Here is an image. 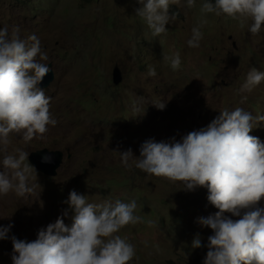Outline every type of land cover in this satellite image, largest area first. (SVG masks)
I'll use <instances>...</instances> for the list:
<instances>
[{
    "label": "rangeland",
    "instance_id": "374dc122",
    "mask_svg": "<svg viewBox=\"0 0 264 264\" xmlns=\"http://www.w3.org/2000/svg\"><path fill=\"white\" fill-rule=\"evenodd\" d=\"M200 3L191 10L172 5L175 22L166 35L153 37L135 15L136 0H0V27H19L22 39L35 34L41 40L46 63L55 72L45 92L58 121L27 144L22 133L13 134L8 150L20 147L31 154L47 148L65 154L55 178L28 160L37 177L35 190L24 197H0V226L14 225L9 239L0 240V264H12L11 236L34 241L41 228L69 210L64 202L72 190L92 203L136 200L142 222L120 233L136 246L133 264H203L214 233L196 221L218 211L207 200L208 190L187 191L182 182L135 167L129 171L118 153L130 148L139 157L148 139L180 140L206 127L225 108L264 115V82L250 93L240 92L252 68L264 71V31L253 36L237 20L205 16ZM204 19L201 46L190 48L191 29ZM173 52L181 55L178 71L164 60ZM116 66L124 78L118 86L113 82ZM150 66L156 77L147 75ZM158 101L167 102L166 109L153 104ZM134 102L139 111L133 110ZM250 135L264 141V123ZM259 206L264 207V200ZM72 215L69 211L64 218L66 225ZM197 234L203 246L192 249Z\"/></svg>",
    "mask_w": 264,
    "mask_h": 264
},
{
    "label": "clouds",
    "instance_id": "9594fccd",
    "mask_svg": "<svg viewBox=\"0 0 264 264\" xmlns=\"http://www.w3.org/2000/svg\"><path fill=\"white\" fill-rule=\"evenodd\" d=\"M136 2L140 6L135 8V15L153 37L166 35L167 26L175 22L178 14L170 13L172 5L188 10L197 5V0ZM200 12L237 20L253 36L264 31V0H201ZM206 24L204 19L192 27L187 41L190 48L201 46ZM164 60L173 71L182 67L179 52L165 55ZM46 61L48 55L37 35L25 40L19 27L11 31L7 26L0 27V197L9 193L24 197L36 186L29 152L20 147L14 152L8 150L13 134L22 133L27 144L58 124L50 111L52 98L42 87L44 78L52 72ZM147 75L156 77L155 67L150 66ZM262 82L264 71L252 68L240 92L250 93ZM138 103L134 102V111H139ZM153 104L159 110L167 107L165 101ZM219 113L206 127L180 140L148 139L140 146L139 157L130 148L118 152L121 165L129 171L135 167L150 176L182 182V189L187 191L200 187L208 190L207 200L218 211L196 221L214 233L208 237L203 264H264V207L259 206L264 200V141L250 135L264 123V115L254 116L241 107L225 108ZM53 159L51 154L42 156L44 163H52ZM64 203L69 210L41 228L34 241L11 236L12 264H133L138 260L136 246L120 235L125 227L142 222L136 214V200L92 203L88 196L72 190ZM69 211L73 213L70 226L64 219ZM13 226H0V240L9 239ZM202 246L197 234L191 247Z\"/></svg>",
    "mask_w": 264,
    "mask_h": 264
},
{
    "label": "water",
    "instance_id": "95a60500",
    "mask_svg": "<svg viewBox=\"0 0 264 264\" xmlns=\"http://www.w3.org/2000/svg\"><path fill=\"white\" fill-rule=\"evenodd\" d=\"M51 66V65H50ZM52 67V66H51ZM122 70L116 66L113 71V82L115 85H120L123 82ZM55 80V72L52 70L43 81L42 87L48 89L52 82ZM45 154H51L54 159L52 163L42 162V156ZM65 158L64 152L60 150L50 151L49 149H41L33 152L29 156L30 162L37 168L42 174L49 177H56L58 175L59 169L61 168Z\"/></svg>",
    "mask_w": 264,
    "mask_h": 264
},
{
    "label": "trees",
    "instance_id": "16d2710c",
    "mask_svg": "<svg viewBox=\"0 0 264 264\" xmlns=\"http://www.w3.org/2000/svg\"><path fill=\"white\" fill-rule=\"evenodd\" d=\"M87 1H91V0H87Z\"/></svg>",
    "mask_w": 264,
    "mask_h": 264
}]
</instances>
